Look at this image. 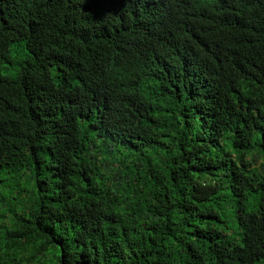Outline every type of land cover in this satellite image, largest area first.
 Instances as JSON below:
<instances>
[{
	"label": "trees",
	"instance_id": "obj_1",
	"mask_svg": "<svg viewBox=\"0 0 264 264\" xmlns=\"http://www.w3.org/2000/svg\"><path fill=\"white\" fill-rule=\"evenodd\" d=\"M0 264H264V0H0Z\"/></svg>",
	"mask_w": 264,
	"mask_h": 264
}]
</instances>
